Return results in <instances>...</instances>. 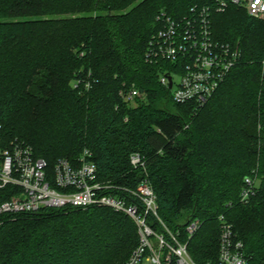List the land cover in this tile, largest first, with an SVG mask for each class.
Wrapping results in <instances>:
<instances>
[{
    "label": "trees",
    "instance_id": "16d2710c",
    "mask_svg": "<svg viewBox=\"0 0 264 264\" xmlns=\"http://www.w3.org/2000/svg\"><path fill=\"white\" fill-rule=\"evenodd\" d=\"M134 1L0 0L3 134L51 169L88 149L101 181L130 189L148 181L160 219L183 242L188 224L201 222L188 244L198 264H219L221 217L248 264H264V20L233 5L212 11L215 41L239 48L241 59L197 109L173 101L159 79L168 64L149 63L147 50L160 13L180 20L212 0H145L127 11ZM130 88L145 94L135 108L122 96ZM136 152L145 169L131 165ZM248 177L257 187L244 202ZM138 245L123 213L50 209L0 227V264H125Z\"/></svg>",
    "mask_w": 264,
    "mask_h": 264
},
{
    "label": "built area",
    "instance_id": "2783aa9c",
    "mask_svg": "<svg viewBox=\"0 0 264 264\" xmlns=\"http://www.w3.org/2000/svg\"><path fill=\"white\" fill-rule=\"evenodd\" d=\"M212 2L209 6L192 7L180 20L160 13L159 29L152 35L147 50L149 63L168 64L161 67L159 79L171 90L173 101L192 104L197 109L212 99L241 59L239 48L215 41L212 11L224 12L233 5L245 9L252 18L264 20V0ZM174 76L179 77L177 83ZM86 88L90 85L86 84ZM122 96L126 102L145 100V94L136 88H130ZM130 163L135 169L146 168V159L138 152L131 155ZM256 187V177L246 178L241 200L248 202ZM93 207L112 209L135 222L139 245L125 264H198L190 255L188 244L201 222L194 220L188 224L187 242H183L181 232H172L160 219L157 195L148 181L137 189L101 181L93 153L88 149L74 162L59 159L51 169L30 145L6 139L0 124V227L19 215ZM153 218L164 232L154 228ZM220 221L219 264H248L244 245L235 239L232 225L224 217Z\"/></svg>",
    "mask_w": 264,
    "mask_h": 264
},
{
    "label": "rangeland",
    "instance_id": "374dc122",
    "mask_svg": "<svg viewBox=\"0 0 264 264\" xmlns=\"http://www.w3.org/2000/svg\"><path fill=\"white\" fill-rule=\"evenodd\" d=\"M143 2H145V0H135L132 4H130V7L127 9V11L132 10L133 8L141 5ZM143 9H145V8L143 7ZM174 79H175L176 83L179 81V77H177V76H174ZM69 83H70V85H73L72 81H70ZM21 104H22L23 108H25L29 105V103L26 101H24V102L22 101ZM138 105H139V103L130 102V107H132V108H135ZM154 243L157 245V243L155 241H154Z\"/></svg>",
    "mask_w": 264,
    "mask_h": 264
},
{
    "label": "water",
    "instance_id": "95a60500",
    "mask_svg": "<svg viewBox=\"0 0 264 264\" xmlns=\"http://www.w3.org/2000/svg\"><path fill=\"white\" fill-rule=\"evenodd\" d=\"M170 87H171V85H170Z\"/></svg>",
    "mask_w": 264,
    "mask_h": 264
}]
</instances>
